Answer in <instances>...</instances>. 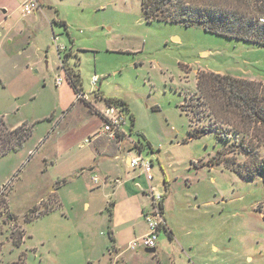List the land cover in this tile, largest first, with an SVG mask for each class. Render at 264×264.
Instances as JSON below:
<instances>
[{
	"label": "rangeland",
	"instance_id": "rangeland-1",
	"mask_svg": "<svg viewBox=\"0 0 264 264\" xmlns=\"http://www.w3.org/2000/svg\"><path fill=\"white\" fill-rule=\"evenodd\" d=\"M39 1L41 8L27 15L26 0H0V119L5 122L0 130L8 134L22 123L31 129L16 150L0 156L4 264L17 255L20 262L11 264H90L89 258L97 264L109 242V202L121 200L120 213L129 205L121 194L112 197L109 182L104 188L105 173L116 163L119 176L126 172L122 157L131 141H149L154 148L151 153L145 146L142 154L153 161L151 184L165 199L167 223L177 230L186 264H264V174L249 179L228 167L226 159L236 166L245 161L235 151L212 161L234 136L219 139L211 131L190 139L191 107L186 106L197 94L199 74L213 72L253 81L258 102L252 103L264 115V46L199 24L146 21L141 0ZM187 1L237 13L264 11V0ZM61 45L72 51L67 61L79 74L78 92L88 100L77 98L61 70ZM58 75L63 81L57 86ZM226 96L220 89L206 94L203 120L214 114L223 126L236 125L264 156V123L245 109L243 125L242 111ZM106 100L126 103L131 136L121 145L120 159H106L101 171L85 139L101 128L93 106L104 108ZM94 174L100 177L97 184L91 181ZM138 180L149 190L142 177ZM10 213L17 222L9 220ZM20 221L26 238L16 247L9 236L25 234L17 227ZM128 251H142L141 264H159L158 256L143 248Z\"/></svg>",
	"mask_w": 264,
	"mask_h": 264
},
{
	"label": "trees",
	"instance_id": "trees-1",
	"mask_svg": "<svg viewBox=\"0 0 264 264\" xmlns=\"http://www.w3.org/2000/svg\"><path fill=\"white\" fill-rule=\"evenodd\" d=\"M141 7L146 21L163 20L183 23L185 25L199 24L206 31L251 41L264 46V11L256 15L237 13L208 4H192L187 0H141ZM66 50L67 48L65 47L62 64L66 71V78L76 92H78V89L80 90L81 88L80 77L78 72H75L69 64H66V59L70 56V51ZM252 82L227 74L202 72L197 79V94L192 95L186 104V106L191 107L189 110L191 112V123L188 130L189 138H197L211 131H215L219 139H231V136H234L227 147L216 158L213 157L211 160L221 162V154L225 151L227 153L235 151L236 153L243 154L245 161L237 163L238 166L234 163H229L228 159L224 163L237 171L241 177L249 179L264 174V156L260 155L257 144L253 143L248 138V134L244 130L238 129L236 125L230 123L229 126H223L220 121L216 120L213 116L214 114H209L211 116L205 121L206 118L204 117L206 115L203 111L204 104H207L206 94H211L214 90L220 89L227 93V101L230 100V103L232 102L238 108V112L241 113L242 111L243 119L241 121L243 125L245 124V109H250L248 115L254 116L255 121L258 122L260 120L264 123L263 109L256 106L257 109L254 103H252L255 100L253 92L251 93V90L254 88ZM106 103H115L121 106L123 110L127 108L123 100H106ZM225 104L227 106V102ZM0 122L5 125L3 119H0ZM1 129L0 137L2 145L0 147V156L10 150H16L28 138L31 132L30 126L26 123L11 128L9 132L7 131L8 134L4 132V127ZM145 146L149 149L151 148L148 141L144 144L141 142V145L138 147L142 149Z\"/></svg>",
	"mask_w": 264,
	"mask_h": 264
},
{
	"label": "crops",
	"instance_id": "crops-1",
	"mask_svg": "<svg viewBox=\"0 0 264 264\" xmlns=\"http://www.w3.org/2000/svg\"><path fill=\"white\" fill-rule=\"evenodd\" d=\"M39 3L41 5L40 1ZM69 51L71 55L72 51L71 50ZM67 60L68 59H66V64H68ZM86 103L91 104L90 101H87ZM93 108L95 109V111L98 113V115L101 118L100 111L103 108L99 110L96 109L94 106ZM13 127L15 126H11L10 129ZM123 131L125 134H127V136H129V138L125 139V137H123L122 140L110 141L105 136H100V137H92L91 141L88 142V144L92 146L93 151L96 154V158H95L96 164L95 165L101 171L102 169L100 168V166L101 164L105 162L106 159H111V160L120 159V156L118 154H120L121 148L123 149L121 145L127 139L130 140V136H131V134L126 130L125 124L123 126ZM131 142H132V146L127 149L128 153L126 154L125 152L124 156L122 157L124 160L126 172H124V174H121L119 176L117 168L120 165L116 163L114 165V167H116L115 169H111L109 172L105 173L106 177H105V180L103 181L105 185L103 183L101 185V187L104 185L105 186L104 188L106 189L108 187L107 182H109L110 186L112 187V194H111L112 197L115 196L116 193L118 196L121 194L124 197L123 198L124 203L128 202L129 205L122 213H120L119 207H120L121 200H116L114 197L109 202L110 206L108 209H109L110 214H109V220L106 224V228H107L106 233H107L109 242L106 240L105 247H104L106 248L105 249L106 254L104 253V249H103L102 257L97 259L98 260L97 264H141L140 261L144 259V255H142V251L132 252L126 249L127 244L132 239L142 234V232L143 233L146 232L145 231L146 224H145L143 215L150 208V205H151V197L149 195L147 186L146 187L145 185L142 186L141 182L138 180L140 177H142V181L146 185L148 183L142 170L139 167L133 168L128 164L129 155H130L129 152L136 151L135 147H133V141ZM135 143L138 146L141 145V142H135ZM142 144L144 143L142 142ZM150 146H151L150 148L151 153H153L154 148L151 145V143H150ZM143 149L144 148L141 149V152ZM96 166H92L90 170H92ZM121 167L123 168V166ZM129 170H133L135 172L133 176L131 177H130ZM112 179L114 180V183H112ZM99 181H100V177H99ZM165 188L166 189L168 188L167 185H165ZM85 207H89V205L86 204ZM48 211L49 210L45 211L47 212L46 214H48ZM165 211H166V204H165V199H164L163 200V212H164V217L167 223ZM15 217L13 213H10L9 220L14 219V221L17 222L18 218L15 219ZM29 220L27 219L26 221H29ZM16 224H17V227L24 228L21 221ZM24 233L25 234L21 237V239H14V237L9 236V239L11 240L12 244L15 245L16 247H20L26 238L25 228H24ZM175 233H177V230H175L174 227L170 226L169 223H167V229H163L160 231L158 238H157L155 252H153L154 255L158 256L159 264H186L185 257L183 253L180 251L181 247H178V245L176 244L175 237H174ZM102 234H105V233L103 232ZM1 247L0 249H2ZM20 260H21L20 255H17L16 258L14 257L10 259L5 264L20 262ZM93 261L94 260L92 258L88 259V262L90 264H93ZM0 264H4L3 258L1 257H0Z\"/></svg>",
	"mask_w": 264,
	"mask_h": 264
},
{
	"label": "built area",
	"instance_id": "built-area-1",
	"mask_svg": "<svg viewBox=\"0 0 264 264\" xmlns=\"http://www.w3.org/2000/svg\"><path fill=\"white\" fill-rule=\"evenodd\" d=\"M41 5L39 0H26L23 5V13L29 14L33 10L40 9ZM65 50V46H57V51L59 54V64L62 72L66 71L62 64V55L61 52ZM63 77L58 75L55 78V84L58 86L62 83ZM97 81V76L93 77L92 82L95 83ZM78 99L87 100L86 95L83 92L77 93ZM100 115L102 118V126L95 133L93 137L105 136L110 141L122 140L123 137L129 138L127 134L123 131V126L126 123V114L123 108L115 103H108L106 106L100 111ZM92 137H89L85 140V142H90ZM133 147H135L136 151L134 153H130L128 164L133 167H139L149 186V195L151 197V205L150 208L144 213V221L146 224V232L139 240H134L129 242L126 246L127 250H133L135 248L145 249V248H155L157 243V238L161 230L167 229V223L164 217L163 212V195L161 193H155L151 181L153 179L152 174V161L150 158L145 157L141 149L138 145L133 142ZM91 181L94 184L99 182L98 175L94 174L91 176Z\"/></svg>",
	"mask_w": 264,
	"mask_h": 264
},
{
	"label": "water",
	"instance_id": "water-1",
	"mask_svg": "<svg viewBox=\"0 0 264 264\" xmlns=\"http://www.w3.org/2000/svg\"><path fill=\"white\" fill-rule=\"evenodd\" d=\"M31 212H32V210H29V213H31ZM144 251L147 253H153V252H155V248H145Z\"/></svg>",
	"mask_w": 264,
	"mask_h": 264
}]
</instances>
